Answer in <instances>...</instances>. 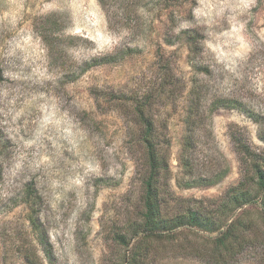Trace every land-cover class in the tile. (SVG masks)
<instances>
[{
    "label": "rangeland",
    "instance_id": "1",
    "mask_svg": "<svg viewBox=\"0 0 264 264\" xmlns=\"http://www.w3.org/2000/svg\"><path fill=\"white\" fill-rule=\"evenodd\" d=\"M143 115L168 218L247 227L226 263L219 230L141 234L144 264H264L261 206L233 198L264 162V0H0V264H125Z\"/></svg>",
    "mask_w": 264,
    "mask_h": 264
},
{
    "label": "trees",
    "instance_id": "2",
    "mask_svg": "<svg viewBox=\"0 0 264 264\" xmlns=\"http://www.w3.org/2000/svg\"><path fill=\"white\" fill-rule=\"evenodd\" d=\"M143 124L146 132L143 136V144L147 152V159L149 165V174L144 181V191L142 197L143 203V227L140 231L136 232L129 240L126 236H120L118 242L125 247L124 261L125 264H144L142 256H145L140 251L141 247L131 246L132 241L136 237L141 236L140 243L150 240H160L167 236H173L174 233L184 226L196 227L208 233L220 231V236L214 241L216 247L214 256L218 262L226 263L229 259L240 254L237 252V247L242 244L244 232L247 227L241 224L240 221L232 220L226 228H222L212 221L211 215L201 210H189L182 214L174 222L169 219L163 210V205L160 197V178L163 172V159L160 155L159 149L155 143V131L152 121L147 120L143 115ZM247 157L251 158L250 150L246 147ZM252 172L254 181V189L257 192L252 196L251 193L242 192L243 188H239L237 195H234V203L237 205L236 210L243 208L248 204H259L264 214V162L260 159H252ZM27 199V198H26ZM26 203H29V200ZM175 219V220H176ZM233 219V218H232ZM174 223V224H173ZM216 225V226H215ZM241 228V230H240ZM221 229V230H220Z\"/></svg>",
    "mask_w": 264,
    "mask_h": 264
}]
</instances>
